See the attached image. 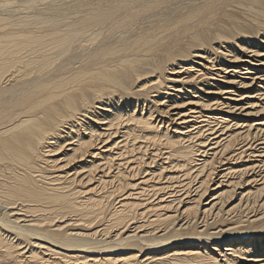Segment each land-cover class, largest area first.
I'll return each instance as SVG.
<instances>
[{"label":"bare ground","instance_id":"bare-ground-1","mask_svg":"<svg viewBox=\"0 0 264 264\" xmlns=\"http://www.w3.org/2000/svg\"><path fill=\"white\" fill-rule=\"evenodd\" d=\"M40 1L0 0V264H264V0Z\"/></svg>","mask_w":264,"mask_h":264},{"label":"rangeland","instance_id":"rangeland-1","mask_svg":"<svg viewBox=\"0 0 264 264\" xmlns=\"http://www.w3.org/2000/svg\"><path fill=\"white\" fill-rule=\"evenodd\" d=\"M61 1V2H60ZM59 2H58V0H47V1H45V0H43V3L40 1V6H45L46 4V6H50L51 4H55V5H60V4H62V3H64L65 1V3L64 4H68V2L71 4V3H73V1L74 0H60ZM52 2V3H51ZM55 2V3H54ZM42 3V4H41ZM28 4V3H27ZM38 4V5H39ZM25 6H28V5H25ZM37 6V5H36ZM25 8V7H24ZM5 9V11L7 12V11H9L10 9H12V7L11 6H7V7H5L4 8ZM6 9H8V10H6ZM21 9H23V8H21ZM26 9V8H25ZM28 10V9H27ZM23 12H24V10H22ZM30 11H31V9H30ZM66 15H68V17H73L72 16V14L69 12L68 14H66ZM264 47V46H263ZM262 49V48H261ZM262 58H264V56H262V57H256L255 59H256V61L255 62H257L256 64L257 65H260L259 67L260 68H262V69H264V65L263 64H260L259 62H262V61H259L260 59H262ZM258 60V61H257ZM264 62V61H263ZM218 71V70H217ZM258 70H256L255 72H257ZM214 73H215V71H213ZM258 74H261V73H258ZM221 75H226L225 73H221ZM232 75V74H231ZM238 77L236 78V81H240V80H245L246 81V79H248V77H251L252 75L251 74H243V73H239L238 75H237ZM247 77V78H246ZM231 78H233V77H231ZM248 82V81H247ZM226 85V84H225ZM235 85V84H234ZM230 86V85H229ZM231 89H233V90H235V92H237V93H234V94H229V93H227V94H224L223 96L225 97V98H227V97H229V98H239V93L240 92H242V91H246V90H242V89H240V86L239 85H235V86H231L230 87ZM254 88V87H253ZM253 88H248V91L250 92V91H253ZM247 94V93H246ZM252 94V93H251ZM256 94V93H255ZM214 95V94H213ZM232 96H234V97H232ZM184 97H187V96H184ZM224 98V99H225ZM228 99V98H227ZM256 100V99H255ZM186 101H188L187 99H186ZM185 101V98H184V101L183 102H186ZM239 101H241V102H238V100H234V101H231L232 102V104H237V107H239L240 106V104L241 103H245V98H244V100H239ZM263 101V100H262ZM264 104V103H263ZM244 105H246L245 107H248V103L247 104H244ZM262 105V104H261ZM185 107H189V106H185ZM182 108V109H186V108ZM224 108V111H225V109H227L226 107H223ZM248 108H246V110L243 112H241V115L242 114H244L246 111H248L247 110ZM177 111H178V109H176ZM176 110H171L173 113L175 112H177ZM238 112H240V110H236V113H238ZM264 117V115H247V116H241V117H236V118H240V119H246V120H248V121H246V123H248L249 122V120H252V119H256V120H259V119H262ZM235 121H236V119H235ZM235 121H233V122H235ZM240 122H242V120L240 121ZM241 189H238V192L240 191ZM208 195H209V197L207 198V199H204L203 200V202L205 203V201H209L210 200V198L212 197V194L210 195V193H208ZM237 202V200H235L233 203H236Z\"/></svg>","mask_w":264,"mask_h":264}]
</instances>
